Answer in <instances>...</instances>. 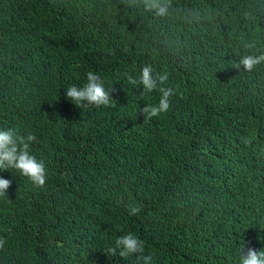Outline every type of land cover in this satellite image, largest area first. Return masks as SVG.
Instances as JSON below:
<instances>
[{
  "label": "trees",
  "instance_id": "1",
  "mask_svg": "<svg viewBox=\"0 0 264 264\" xmlns=\"http://www.w3.org/2000/svg\"><path fill=\"white\" fill-rule=\"evenodd\" d=\"M161 2L164 15L145 0H0V128L34 134L47 168L43 185L0 170V264H239L264 250V61L240 63L264 55V0ZM88 71L110 104L67 98ZM162 88L170 108L150 116ZM129 232L143 252L126 257Z\"/></svg>",
  "mask_w": 264,
  "mask_h": 264
},
{
  "label": "clouds",
  "instance_id": "2",
  "mask_svg": "<svg viewBox=\"0 0 264 264\" xmlns=\"http://www.w3.org/2000/svg\"><path fill=\"white\" fill-rule=\"evenodd\" d=\"M145 7L153 10L157 15H164L168 9L166 4L161 0H145ZM264 61V55H246L242 57L240 63L247 70H251L255 65ZM151 66L143 67L139 74V83L144 87L145 92H150L157 86L154 79ZM160 81H167V74L159 76ZM137 81L133 80V83ZM162 96L157 104L148 105L144 111L150 116H157L165 113L170 108L169 97L172 95L171 88L161 89ZM67 98L77 106L85 103L94 104L96 106L108 105L112 102L109 91L105 87L101 76L95 71H88L86 74V82L83 86L75 84L69 85L66 91ZM151 134L153 128L150 129ZM36 136L29 134L26 137L18 136L11 129L0 128V170L14 169L19 170L23 175L29 177L34 183L43 185L46 182L47 168L43 160L38 159L36 155L29 151V142L34 141ZM203 183V181H197ZM11 180L0 176V196H4L9 188ZM227 196V195H226ZM228 197V196H227ZM133 214L139 212L138 207H132ZM116 246L120 248L122 256H132L135 253L143 252V242L134 233H127L116 239ZM115 251V249H113ZM144 264H152L153 256H142ZM239 264H264V250L248 248L246 254L241 252L239 256Z\"/></svg>",
  "mask_w": 264,
  "mask_h": 264
}]
</instances>
